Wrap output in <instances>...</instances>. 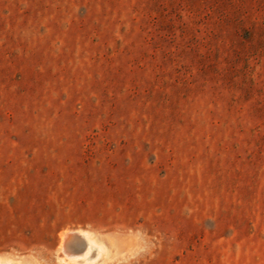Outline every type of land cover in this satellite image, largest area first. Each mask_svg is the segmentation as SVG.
Listing matches in <instances>:
<instances>
[{
	"label": "rangeland",
	"instance_id": "1",
	"mask_svg": "<svg viewBox=\"0 0 264 264\" xmlns=\"http://www.w3.org/2000/svg\"><path fill=\"white\" fill-rule=\"evenodd\" d=\"M264 264V0H0V256Z\"/></svg>",
	"mask_w": 264,
	"mask_h": 264
},
{
	"label": "bare ground",
	"instance_id": "2",
	"mask_svg": "<svg viewBox=\"0 0 264 264\" xmlns=\"http://www.w3.org/2000/svg\"><path fill=\"white\" fill-rule=\"evenodd\" d=\"M58 248L64 256L59 261L65 264H101L112 255L110 244L106 239L84 229L64 231L59 234ZM4 264H26L23 260L14 257L0 256Z\"/></svg>",
	"mask_w": 264,
	"mask_h": 264
},
{
	"label": "snow or ice",
	"instance_id": "3",
	"mask_svg": "<svg viewBox=\"0 0 264 264\" xmlns=\"http://www.w3.org/2000/svg\"><path fill=\"white\" fill-rule=\"evenodd\" d=\"M0 264H4V262L3 261H0Z\"/></svg>",
	"mask_w": 264,
	"mask_h": 264
}]
</instances>
